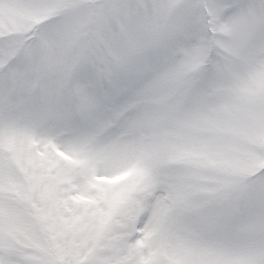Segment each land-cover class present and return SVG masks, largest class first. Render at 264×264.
<instances>
[{
    "label": "snow or ice",
    "instance_id": "6c2138e0",
    "mask_svg": "<svg viewBox=\"0 0 264 264\" xmlns=\"http://www.w3.org/2000/svg\"><path fill=\"white\" fill-rule=\"evenodd\" d=\"M0 264H264V0H0Z\"/></svg>",
    "mask_w": 264,
    "mask_h": 264
}]
</instances>
